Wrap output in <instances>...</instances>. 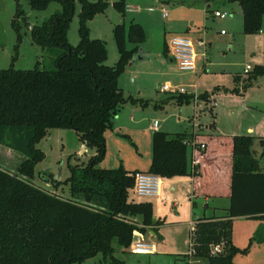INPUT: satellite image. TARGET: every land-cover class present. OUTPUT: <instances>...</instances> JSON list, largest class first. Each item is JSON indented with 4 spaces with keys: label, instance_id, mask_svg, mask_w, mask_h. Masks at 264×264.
<instances>
[{
    "label": "trees",
    "instance_id": "16d2710c",
    "mask_svg": "<svg viewBox=\"0 0 264 264\" xmlns=\"http://www.w3.org/2000/svg\"><path fill=\"white\" fill-rule=\"evenodd\" d=\"M77 1L81 4L80 40L72 45L68 33ZM230 1L241 6L245 33L261 31L264 0ZM51 2H59L62 10L33 25L31 35L53 51L55 68L17 69L12 65L0 69V144L24 156L15 172L0 167V264H81L99 252L108 264H128L116 254L114 242L129 250L138 232L156 229L161 219H154L151 200L130 197L138 171L127 170L123 164L110 168L99 164L106 156V131L112 128L118 110L126 103L143 106L148 102L125 95L119 85L120 76L145 42L146 32L138 22L116 24L113 33L119 58L115 65H108L106 41L91 37L89 22L106 11L109 0H29L34 10H44ZM113 5L127 12V0H115ZM23 15L16 0V29ZM247 74L244 90L264 76V65ZM208 96L207 92L199 95ZM173 98L181 104L195 97L177 93ZM54 128L75 130L85 147L94 150L86 163L71 166V175L64 181L70 186L68 196L31 181L36 164L45 156L38 142ZM191 136L154 131L148 172L162 178L201 176L200 163L193 171L190 168L187 141ZM253 141L251 134L231 136L230 204L225 214L195 219V257L206 264H235V254L250 248L233 242L234 217L264 219V170L252 150ZM260 143L264 160V138ZM256 239L264 241V233L253 235L250 244ZM219 242L224 243L223 252L212 253L211 245Z\"/></svg>",
    "mask_w": 264,
    "mask_h": 264
},
{
    "label": "rangeland",
    "instance_id": "374dc122",
    "mask_svg": "<svg viewBox=\"0 0 264 264\" xmlns=\"http://www.w3.org/2000/svg\"><path fill=\"white\" fill-rule=\"evenodd\" d=\"M114 1L109 0L106 11L89 22L91 37H99L106 41L109 50L106 63L115 65L118 61V49L114 39V26L118 23H125L127 26L131 22L142 23L146 32L143 47L149 49V58L140 60L136 68L142 71L137 80L150 78L147 80L148 84L145 83L143 92L144 99L148 102L146 105H139L145 117L143 125L146 127L134 135L129 132L133 135L131 137L122 133L111 137L108 152L106 151V156L99 166L101 167L103 163L106 168L113 167L111 166L113 158L117 167L119 159L131 169L138 164L146 163L150 158L147 152L151 148L150 132L147 129L150 125L161 126L171 133H191L193 130H199L201 126L204 131L222 134L247 133L248 128H253L252 150L260 153L262 150L260 140L264 138V76L258 77L255 85L245 91L243 84L248 74L243 72L246 65H250L252 69L257 65H264V21L261 31L245 33L240 16L241 8L237 1L210 0L213 9L230 12L227 18H216L207 13V0H127V5L134 6L137 10H127L125 14L114 7ZM19 2L24 15L17 19L16 29L13 26L16 0H2L0 69L12 65L17 69L34 68L37 65L47 69L55 68L51 64L53 51L33 40L31 28L33 25L42 24L54 13L60 12L62 5L59 2H51L44 10H34L29 0ZM164 9L168 13L166 18L163 17ZM80 11L81 4L77 1L68 33L72 45H77L80 40L78 32ZM170 24H175L176 28L190 29L191 32L187 35L194 39L197 52L198 40L203 39L206 42L205 50L202 48L199 52L207 55L201 54L197 58V72L181 71L176 62H170L167 58L164 43L165 41L169 43L172 36L177 35L173 34ZM196 27L199 28V32L192 30ZM129 47H132V44H129ZM237 73H243L245 77L239 85H235L234 75ZM125 74L122 73L121 80L125 84L127 95L133 89L129 85V80L138 74L137 72L128 76ZM163 86H167V89H163ZM236 88L238 91H234ZM183 92L193 94L195 98L180 104L173 98V94ZM205 92L210 96L207 99L200 98L199 95ZM38 147L45 156L36 164L35 176L31 181L46 190L64 192L68 196L70 186L64 181L71 175V166L86 163L94 154V150L83 145L75 130L59 128L50 129L46 137L38 142ZM23 158L21 153L0 144V167L15 172ZM56 181L59 185H56ZM176 193L171 195V202L162 204L165 222L158 231L156 229L159 232L155 237L158 243L157 252H134L131 248L125 250L114 242L117 246L116 254L126 259L128 264H173L175 257L186 260L184 255L175 254L189 250L194 234L193 219L200 214V209L196 206L193 210L187 190H179ZM129 194L131 196V190ZM176 198H179L180 202L174 206ZM150 200L156 205H161L157 198ZM198 202L200 204V200ZM136 217L134 219L140 221V216ZM235 221L233 231L238 242L244 244L241 245L243 247L250 245L248 251L235 254V264H259L254 256L258 252L251 246L253 241L250 244L249 237L247 238L246 221L259 223L261 225L259 230L253 234L260 235L264 233V219ZM158 234L162 236L160 239ZM136 237L145 239L146 236L144 233H137L134 240H137ZM81 264L108 262L99 252L95 256L85 258Z\"/></svg>",
    "mask_w": 264,
    "mask_h": 264
},
{
    "label": "crops",
    "instance_id": "0c3cea01",
    "mask_svg": "<svg viewBox=\"0 0 264 264\" xmlns=\"http://www.w3.org/2000/svg\"><path fill=\"white\" fill-rule=\"evenodd\" d=\"M225 1L232 2L230 0H225ZM240 8H241V6H240ZM2 10H3L2 0H0V13L2 12ZM127 10L129 11V10H137V9L134 8V6L130 7V5H127ZM215 10H220V9H218V8L213 9L210 1H208L206 12L211 13L212 16L215 17L214 16ZM162 11H163V9H162ZM167 16H168V14H167ZM167 16H164V13H163L164 18H166ZM240 16L242 18V23H243L242 9H240ZM94 18L92 20H90V22H92L94 20ZM139 22L140 21H138V23ZM140 24L142 25L141 22H140ZM174 25L175 24L169 25L173 28L172 29V32H174L173 34L183 33V34H186L185 36L192 39V37L190 35H187V34H189V32H191V31H189L190 29H188V28L182 29L179 27L176 28V27H174ZM192 30H194V31L198 30L197 32L200 31L198 27L192 28ZM90 31H91V27H90ZM198 36H199V34H198ZM192 40L195 44L194 39H192ZM201 40H203V39H201ZM200 41L198 40V42H197V44H198V52L196 50L197 58L201 54L202 55L204 54V52L200 53L199 50L202 48H203V50H205V48L199 44ZM144 43H143V45H144ZM165 43H167V45H168L167 58H169L170 62H176L172 56V52L170 50L169 43L167 41H165ZM165 43H164V45H165ZM143 45H142L140 51L138 52L141 54V58L137 59L136 61H133L132 64L129 63L128 67L126 68L125 72L123 73V74L126 73L125 75L128 76V75H131V74H134L135 72H137L138 76L131 77V79L129 80V85H131L133 89H131L130 93L127 95H133L134 97H141V98H145V95L143 93L144 88H145V83L148 84L147 80L150 79V78H148L146 80H144V79L137 80L140 77V74L142 73V71L140 69H137L136 65H138L140 60L144 61V60H148V58H149L148 57L149 49H145V47H143ZM132 47H133V45H132ZM108 54H109V50H108ZM206 55H207V53L204 54V56H206ZM118 58H119V53H118ZM51 64H53L52 58H51ZM195 72H197V59H196V70L193 73H195ZM243 73L242 74L237 73L234 75L235 85L241 84L240 81L245 78V77H243L244 76ZM121 77H122V75L119 78V85L123 89V91L126 95V91L124 88L125 84L122 83ZM239 77H240V79H239ZM236 78L239 82L236 80ZM256 81H255V83H256ZM255 83H254V85H255ZM143 121H145V117L143 116L142 111L139 108V105H133L130 103H126L125 105H123L118 110V112H117V114L113 120L112 128H110L109 130L106 131L107 152L109 149V144H110L109 140L111 137H113L114 135H117V136L121 135V133L124 136L126 135V136L131 137L135 133L141 132V130L146 127L145 125H143ZM154 126L150 125V127H147V129H149L148 132H150L149 134H150V140H151V148L149 149V151H147V152H149V156H150L149 160L146 163L138 164L137 167H135L134 169L127 167V165L124 164L122 159H119V165L124 164L123 166L127 170H131V171H135V170L136 171H148L149 170L150 165H151V161H152V135H153V132L156 130L167 131L166 129H163V127H161V126H157L156 128H154ZM129 132L133 133V135H130ZM167 132H169V131H167ZM253 133H254L253 128H248L247 133L222 134V133H216L215 131L214 132H207V131L203 130L202 126L200 127L199 130H195V131L193 130L191 133H188L189 135H192L189 138V140L190 139L194 140L195 143L197 144L196 148H192L191 146L190 147L188 146L189 147L188 153H189L190 168L193 171V166L200 163L201 164V176L197 177L193 174V175H189V176L176 177V178H162L161 177L163 180V183L161 185L160 195L147 199V200H150L152 198H157V201L159 202V204H161L159 206V205H156L152 201L153 208H154V219L155 220L161 219V222H159L155 225V228L157 229V231L160 228V226L162 224H164V222H165V218L163 217V214H162V213H165L164 210H162L163 209L162 204L164 205L167 202H171L172 201V199L170 198L171 195L173 196V195L177 194L176 192H178L179 190L180 191L181 190H185V191L187 190V192L189 194V200L191 202V206H192L193 210L196 208V206H198V208L200 209V214L197 217L221 216V215L225 214L226 208L230 204L229 192H230V174H231V161H232V158H231V154H232V152H231V150H232L231 136H233L235 134H251V135H253ZM205 142L207 143V149L206 150H204L205 148H201V144L205 143ZM136 144L138 146V143H136ZM255 152H254V155L258 160L261 161L262 169L264 170V160L261 159V154H260L261 152L260 153L257 151H255ZM111 166L117 167L115 158H113ZM101 167L106 168L103 163H102ZM51 191H54V190H51ZM132 191L133 190H131V196L130 197H134L135 200H138V201L142 200V199L136 198L134 193H132ZM55 192H57V191H55ZM57 193L67 196L66 194H64V192H57ZM198 200H200V204H199ZM179 202H180L179 198H176L174 200V206H177V204ZM253 218H259V217L237 216V217H234L233 221L235 223L236 222L235 220H238V219L250 220ZM193 221H195V219H193ZM246 222H248V223H246L247 238L249 237V241H250L254 235L253 233L254 232L256 233V231L259 230V227L261 225L255 221H252V222L246 221ZM156 229H153L150 227L148 229L146 235L144 232V236H146L145 239L147 241L153 242L155 244V250L147 252V253H155L158 251V243H157L155 237L157 236V233H159V232H157ZM138 233L143 234V232L142 233L138 232ZM158 235H159V239H160V237H162V236H160V234H158ZM232 236H233V242L235 244H237L238 246L243 247L241 245H244V244H240L241 242H238L234 231H233ZM138 239H140V238H137V240ZM251 246L254 248L253 250H256L258 252L256 255H254L257 258L258 263L264 264V241L260 242L257 239L253 240ZM179 254L184 255L186 257V260H183L181 258L176 259V257H175L173 264H187L188 263L187 251L186 252L185 251L178 252L175 254V256L179 255ZM196 263H200V262L196 261L194 264H196Z\"/></svg>",
    "mask_w": 264,
    "mask_h": 264
},
{
    "label": "built area",
    "instance_id": "2783aa9c",
    "mask_svg": "<svg viewBox=\"0 0 264 264\" xmlns=\"http://www.w3.org/2000/svg\"><path fill=\"white\" fill-rule=\"evenodd\" d=\"M167 11L164 9V16H167ZM214 16L219 18H227L230 16V12L228 11H221L215 10ZM224 33V31H222ZM201 46L206 48V42L201 40L199 42ZM170 50L172 52V56L178 64V67L182 71H191L194 72L196 70V59H197V52L195 48V44L193 40L185 35L177 34L172 36L169 41ZM205 54V53H204ZM252 70L250 65H246L244 68V73H248ZM163 89H167V86H163ZM186 93V92H183ZM197 100V99H196ZM157 126L155 125L154 128ZM188 146L192 148H196L197 144L194 140L187 141ZM205 144H201V148H204ZM163 180L161 176L148 172V171H138L135 175V184L133 187V192L136 198L138 199H148L151 197L159 196L161 193V185ZM194 229V228H193ZM130 248L134 252H150L155 250V244L153 242L147 241L146 239H138L134 240ZM224 250V243H213L211 245V252L214 254H218L223 252ZM196 248H195V230L193 237L190 241V247L187 251L188 255V262L195 263L201 262L202 264H206L205 260L201 258L195 257Z\"/></svg>",
    "mask_w": 264,
    "mask_h": 264
},
{
    "label": "water",
    "instance_id": "95a60500",
    "mask_svg": "<svg viewBox=\"0 0 264 264\" xmlns=\"http://www.w3.org/2000/svg\"><path fill=\"white\" fill-rule=\"evenodd\" d=\"M139 58H141V54H140V53H138V54L133 58V60L130 62V64H132L133 61H136V60L139 59Z\"/></svg>",
    "mask_w": 264,
    "mask_h": 264
}]
</instances>
